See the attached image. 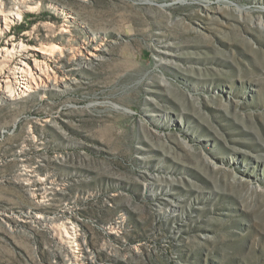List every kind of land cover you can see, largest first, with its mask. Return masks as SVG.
<instances>
[{
    "label": "rangeland",
    "instance_id": "374dc122",
    "mask_svg": "<svg viewBox=\"0 0 264 264\" xmlns=\"http://www.w3.org/2000/svg\"><path fill=\"white\" fill-rule=\"evenodd\" d=\"M33 3L0 47L66 88L0 90V264H264V0Z\"/></svg>",
    "mask_w": 264,
    "mask_h": 264
},
{
    "label": "bare ground",
    "instance_id": "6f19581e",
    "mask_svg": "<svg viewBox=\"0 0 264 264\" xmlns=\"http://www.w3.org/2000/svg\"><path fill=\"white\" fill-rule=\"evenodd\" d=\"M33 1L34 0L0 1V20L4 23L3 29L7 30L11 25H14V23L21 22L26 12L35 8ZM235 11L238 13L240 12L239 10ZM67 18L69 19L67 21L68 23L63 25L64 27L60 29V33L68 34L69 38H73V30H71L70 27H73L72 24H74L73 22L76 21L77 18L73 15ZM241 18L244 17L242 16ZM0 34L2 35L1 32ZM23 34L27 35L25 32ZM74 41L72 40V44L68 43L69 41L65 44V47H68V51L72 52V54L70 53V55H72L71 59H79L85 65H92L94 61L102 60V56L99 55V53L105 52V49L101 46L100 42L96 43L94 37L89 36L85 41H82V43ZM28 42L29 40L27 38L16 41L13 37H9L3 41V46L0 47V90L3 99L12 100L10 96L11 91H14V93L16 92L19 96H24L26 92L35 93L36 95L41 93L45 94L46 92L57 90V88L65 87L62 79H53V81L49 76H45L46 72H44V70L47 66V62L57 63L61 53L66 50L54 44L39 43L38 45H30ZM85 47L87 48L85 49V54H83L81 49ZM9 89L11 91L8 92ZM41 181L46 182L44 179H41ZM241 182L242 181H237V185H242L243 182ZM38 218L41 217L36 216V219ZM117 227H119V225ZM70 233V231L65 230L63 237L66 243L70 240ZM86 260L85 264H91L88 258Z\"/></svg>",
    "mask_w": 264,
    "mask_h": 264
}]
</instances>
